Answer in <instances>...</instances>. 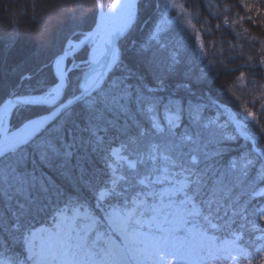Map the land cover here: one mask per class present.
Here are the masks:
<instances>
[{
  "label": "snow or ice",
  "instance_id": "6c2138e0",
  "mask_svg": "<svg viewBox=\"0 0 264 264\" xmlns=\"http://www.w3.org/2000/svg\"><path fill=\"white\" fill-rule=\"evenodd\" d=\"M96 5V29L85 36L93 46L76 65L75 82L73 70L62 67L68 50L80 46L69 40L54 61L59 83L50 87L38 81L39 94L13 90L0 102V201L15 203L13 238L23 246L22 254H0V264H239L241 256L253 264L240 244L242 234L222 237L217 233L227 221H215L222 219V209L237 205V191L264 196L255 187L264 182L258 137L232 117L252 148L222 165L224 140L236 137L218 139L212 130L216 122L204 123L199 105L188 106L191 124L177 133L184 104L158 95L163 77L156 74L147 83L142 74L122 66L116 42L133 24L135 0H113L107 12L101 0ZM170 7L183 11L182 4ZM168 23L165 13L152 40ZM197 41L203 52L199 35ZM26 106H43L47 113L11 126L14 110ZM244 112L246 120L259 125L256 113ZM89 151L102 153L110 172L102 186L88 182L94 207L78 191L64 197L45 171H61L73 156ZM53 196L63 197L54 207ZM253 229L264 233L255 224ZM256 240L264 242V234ZM262 250L264 243L257 247Z\"/></svg>",
  "mask_w": 264,
  "mask_h": 264
},
{
  "label": "trees",
  "instance_id": "16d2710c",
  "mask_svg": "<svg viewBox=\"0 0 264 264\" xmlns=\"http://www.w3.org/2000/svg\"><path fill=\"white\" fill-rule=\"evenodd\" d=\"M101 1L107 4L112 0ZM173 3L182 4L183 11L171 8ZM138 10L136 21L122 39V66L142 74L147 83H152L156 74L163 77L164 90L158 95L174 97L177 102H183L185 108L177 133L191 124L188 106L199 105L203 122H216L212 130L218 139L236 137L224 140L220 164L227 165L252 148V142L237 132L232 117L246 123L244 131L257 136L259 147L264 149V131L260 127L264 126V63H261L264 59V0H141ZM98 13L96 0H0V102L13 90L20 95L39 94L38 81L54 86L58 81L54 67L56 57L64 53L69 40L81 39L92 30ZM165 13L170 23L152 40ZM188 20L194 28L188 25ZM197 35L204 43L203 52ZM83 50L86 47L77 52L75 58L82 59L86 54ZM68 59L69 63L73 60ZM245 108L256 113L259 125L242 120ZM26 109L27 112L15 120L14 127L47 112L43 106H26ZM160 116H163L162 109ZM138 119L148 126L145 119ZM112 135L110 132L109 136ZM102 155L80 152L61 171H45L64 197L73 195L75 190L94 207L88 182L101 185V181L110 176ZM250 174L255 176V170ZM255 187L264 190V182ZM235 195L237 205L222 209V219L215 221L218 224L227 221V227L217 234L228 238L230 232L242 234L241 246L247 249L253 264H259L264 250L258 252L257 247L264 242L257 241L256 237L264 233L254 230L253 224L264 229V220L260 219L264 215V196H254L251 190L243 194L237 191ZM62 198L53 196L52 207ZM0 207V254L10 257L22 254L21 241L13 238L16 205L0 201ZM241 259L242 264H248V258L242 256Z\"/></svg>",
  "mask_w": 264,
  "mask_h": 264
},
{
  "label": "rangeland",
  "instance_id": "374dc122",
  "mask_svg": "<svg viewBox=\"0 0 264 264\" xmlns=\"http://www.w3.org/2000/svg\"><path fill=\"white\" fill-rule=\"evenodd\" d=\"M102 2V1H101ZM111 3H113V0L112 1H110V3H107V4H104V3H102L103 5H104V11H106L107 9H108V5L109 4H111ZM139 6V5H138ZM99 12H100V9H99ZM138 12H139V10H138V8L136 9V16H135V20L133 21V24H134V22L136 21V19H137V16H138ZM98 16H99V13H98ZM132 24V25H133ZM132 27V26H131ZM130 30V29H129ZM129 30L127 31V33L129 32ZM90 32V31H89ZM127 33L125 34V35H123L122 37H121V39H120V41H119V45H118V47H119V49H120V59L122 58V39H123V37H125L126 35H127ZM80 39H78V40H71L72 42H73V44H76V42H78ZM91 45H92V43H90L89 45H87L86 46V50H83L82 52L84 53L85 51H86V54L84 55V57L82 58V59H77V58H75V55L73 56V57H71V59H73V60H71V62L69 63V59H67V60H65V63H66V68L67 69H72L73 71H74V73H73V75H70V77L71 78H73L74 80L76 79V77H77V75L79 74L78 72H76L74 69H75V67H76V65H80L84 60H86L87 59V57H88V53L90 52V47H91ZM66 48H68V46L66 47ZM70 50V49H69ZM55 71H56V68H55ZM59 81H57L56 83H58ZM55 86V85H54ZM53 87V86H52ZM27 112V109H26V107H22L20 110H18V111H16V110H14V112H13V114L10 116V118H9V122H10V125L11 126H13L14 127V124H15V120L16 119H18V118H21L25 113ZM246 113H244V114H242V120L245 122V121H248V120H246ZM0 209H1V207H0ZM1 211V210H0ZM242 257V256H241ZM241 257H240V259H239V264H242L241 262H242V259H241Z\"/></svg>",
  "mask_w": 264,
  "mask_h": 264
},
{
  "label": "water",
  "instance_id": "95a60500",
  "mask_svg": "<svg viewBox=\"0 0 264 264\" xmlns=\"http://www.w3.org/2000/svg\"><path fill=\"white\" fill-rule=\"evenodd\" d=\"M140 2H141V0H135V8H136V9L138 8V5H139ZM99 14H100V12H99ZM98 20H99V16H98L97 22H98ZM134 20H135V19H134ZM97 22H96V24H97ZM96 24H95V26L92 28V30L86 34V36H87L89 33H94V31H95V29H96ZM121 37H122V36H121ZM121 37L118 38V40H117V42H116V46H117L118 49H119L118 45H119V41H120ZM81 40H84V44H80V41H81ZM81 40L78 41L77 44H75V45H78V44H79V45H80L79 47H74V48L68 50V52H67V56H66V58H65L64 60H67L68 58L73 57V56H74L77 52H79L82 48H84L85 46H87V45H89V44L91 43L90 41L85 40V36H84ZM92 46H93V44H92L91 47H90V51H91ZM63 54H64V53H63ZM63 54H62V55H63ZM119 55H120V49H119ZM46 113H47V112H45V113H43V114H40V115H38V116H35V117H33V118L43 117L44 115H46Z\"/></svg>",
  "mask_w": 264,
  "mask_h": 264
},
{
  "label": "bare ground",
  "instance_id": "6f19581e",
  "mask_svg": "<svg viewBox=\"0 0 264 264\" xmlns=\"http://www.w3.org/2000/svg\"><path fill=\"white\" fill-rule=\"evenodd\" d=\"M108 10V9H107ZM107 10L105 12H107ZM135 16H136V8H135ZM119 51V49H118ZM66 66V63H65V60L62 62V67H65ZM59 83V82H58Z\"/></svg>",
  "mask_w": 264,
  "mask_h": 264
}]
</instances>
